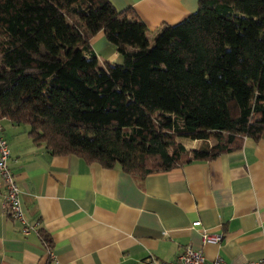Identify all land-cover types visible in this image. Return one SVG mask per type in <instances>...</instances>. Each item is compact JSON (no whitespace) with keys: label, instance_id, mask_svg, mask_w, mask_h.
<instances>
[{"label":"trees","instance_id":"16d2710c","mask_svg":"<svg viewBox=\"0 0 264 264\" xmlns=\"http://www.w3.org/2000/svg\"><path fill=\"white\" fill-rule=\"evenodd\" d=\"M100 32L122 65L99 61ZM2 120L137 181L237 152L264 131V0H200L154 33L109 0H0Z\"/></svg>","mask_w":264,"mask_h":264},{"label":"crops","instance_id":"0c3cea01","mask_svg":"<svg viewBox=\"0 0 264 264\" xmlns=\"http://www.w3.org/2000/svg\"><path fill=\"white\" fill-rule=\"evenodd\" d=\"M109 1L119 11L133 9L154 33L195 13L200 0ZM90 44L96 56L110 51L101 32ZM0 126L25 219L37 225L24 236L0 189V264L169 263L187 246L208 261L264 259V131L237 152L137 181L118 167L53 157L31 142L23 125L2 120ZM203 233L222 240L204 243Z\"/></svg>","mask_w":264,"mask_h":264},{"label":"built area","instance_id":"2783aa9c","mask_svg":"<svg viewBox=\"0 0 264 264\" xmlns=\"http://www.w3.org/2000/svg\"><path fill=\"white\" fill-rule=\"evenodd\" d=\"M10 149L8 142L3 135L0 126V189L3 190V204L7 215L20 222L22 225V234L24 236L36 231L37 225H30L24 215L20 202V192L17 182L13 176L10 164ZM193 227H199L200 222H194ZM202 240L204 243L219 244L222 236L203 233ZM48 254L51 250L48 249ZM158 264H226L221 258L208 261L199 251L193 250L190 246L184 248V251L178 256L175 262H161ZM247 264H264V259L248 262Z\"/></svg>","mask_w":264,"mask_h":264},{"label":"rangeland","instance_id":"374dc122","mask_svg":"<svg viewBox=\"0 0 264 264\" xmlns=\"http://www.w3.org/2000/svg\"><path fill=\"white\" fill-rule=\"evenodd\" d=\"M102 33V32H101ZM109 48H110V51L109 50H105L104 52H101V53H99L98 55H97V57H98V59H99V61H109V62H111V63H114V64H117V65H122V63H123V60H122V57H121V55H119L118 53H116V51H115V49H114V47L112 46V45H110L109 44ZM112 54H114V56H119V58L121 59L120 61H114V60H112L113 58H110V55H111V53ZM179 141H181L183 144H185L187 147H193L194 145H195V143H192V142H190V141H188V140H183V139H181V140H179Z\"/></svg>","mask_w":264,"mask_h":264}]
</instances>
